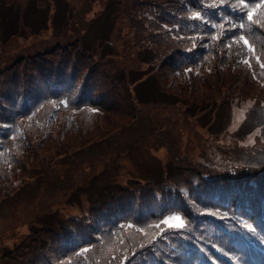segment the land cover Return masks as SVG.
Returning a JSON list of instances; mask_svg holds the SVG:
<instances>
[{"label": "trees", "instance_id": "trees-1", "mask_svg": "<svg viewBox=\"0 0 264 264\" xmlns=\"http://www.w3.org/2000/svg\"><path fill=\"white\" fill-rule=\"evenodd\" d=\"M246 2L248 8L238 0H226L222 6L219 0H132L120 31L126 29L131 41L153 56L144 62L145 69L131 71L127 82L96 62L98 56L83 38L82 19L66 30L60 43L34 47L33 54L5 55L9 64L0 66V210L43 188L52 192L72 187L69 181L59 188V179L71 177L78 184L74 187L88 185L99 173L91 161L81 167L79 156H92L108 146L111 134L132 132L139 107L152 99L182 103L185 112L200 105V112L214 113L219 105L232 109L248 101L263 111L264 9L258 5L264 2ZM253 8L256 24L247 18ZM195 12L203 19H191ZM220 24L223 29L213 27ZM58 60L62 71L55 66ZM148 84L156 91L151 98L141 93ZM122 87L125 96L120 95ZM248 119L244 127L249 132L264 126V118L250 114ZM263 152L257 149L254 156ZM65 165L66 173L59 170ZM253 166L221 173L205 165L183 169L171 163L162 180L164 175L172 179L170 171L179 169L195 181H182V186L148 181L151 209L145 199L140 202L146 207L135 209L139 194L131 185L99 200L87 217L62 218L48 209L56 221L31 231L25 245L6 251L0 264H264V157ZM88 168L89 179L75 176ZM163 191L167 193L161 197ZM192 202L202 205L203 212ZM144 209L148 224L140 216ZM173 216L184 226L162 231L161 222ZM221 219L228 223L227 235L219 229ZM193 234L203 247L176 238Z\"/></svg>", "mask_w": 264, "mask_h": 264}, {"label": "rangeland", "instance_id": "rangeland-1", "mask_svg": "<svg viewBox=\"0 0 264 264\" xmlns=\"http://www.w3.org/2000/svg\"><path fill=\"white\" fill-rule=\"evenodd\" d=\"M0 2V62H2L0 66L9 64L8 61H4L5 55L14 52L33 54L34 47L41 48L43 44L62 42L64 33L77 19H82L86 23L83 38L91 53H94L92 55L98 56L96 62L103 65L105 72L112 77L121 76L125 82L129 81L131 78L129 73L145 69L144 62L153 56L150 51L140 49V44L133 43L132 37L125 34L126 29L120 31V28L125 26L122 21L129 13L132 0H0ZM134 20L138 21L136 17ZM36 29L40 31L34 32ZM14 31L15 35H11ZM8 56L11 58L12 55ZM54 57L53 59L57 60ZM92 61L94 62V59ZM56 65L62 71L59 60L56 61ZM120 93L121 96H125L123 87ZM141 93L151 98L155 96L156 91L154 92V87L148 84L141 89ZM200 108H202L200 105L194 106L185 112V105L182 103L170 105L152 99L146 106L139 107V119L134 123L132 132L129 130L119 132L117 135L111 134L108 146L97 148L92 156L87 154L79 156L81 167L84 169L89 167L91 161L96 173H99L88 185L79 184V187H74L78 184L71 177L69 180L59 179L63 183L58 185L59 188H63L62 186L69 181L72 187L63 190L52 189V192H46L43 188L11 207L2 208L0 263L6 251L25 245L24 239L31 231L49 226V223L56 221L57 216L48 211H57L62 218L87 217L89 209L98 204L99 200H105L114 192L117 194V190L128 185L135 190L134 194H139L135 201V209L146 207L147 203V209H151L152 197L146 194L150 187L148 181H161L165 169L169 168L168 165L171 163L174 167L183 169L189 167L202 169L205 165L221 173L232 171L233 168L257 166V162L264 157V152L254 156L255 150L264 149V126L249 132L244 125L250 114H254L255 118H264V109L260 110L256 104L249 101L232 109L219 105L214 109V113L209 109L200 112ZM194 112L195 114H190ZM211 120L214 121V125L208 128ZM59 170L66 173L68 165L60 166ZM88 173L89 168L77 172L75 176L89 179ZM170 174L173 178L164 175L161 183L166 186L173 183L174 186L176 184L182 186V181H195L188 172L179 169L170 171ZM165 193L167 192L163 191L161 197ZM158 197L159 195L155 198ZM141 199L146 200V205L140 202ZM194 203L198 204L192 202L191 206L196 207L197 212H203V206H195ZM215 207L220 210V206ZM223 213L225 212L220 211L219 214ZM148 215L146 209L140 213L143 224H148L149 219H146ZM220 215L216 217L221 218ZM120 216L118 213L117 217ZM221 221L222 223L217 225L227 235L228 223L223 219ZM58 223L61 224V221ZM163 226L162 231L168 228ZM57 227L54 230L58 229ZM98 231L107 232L102 229ZM193 236L195 237L194 234L189 237L176 235V238L185 245L203 247L202 242L191 238ZM170 241L169 245L176 242L175 239Z\"/></svg>", "mask_w": 264, "mask_h": 264}, {"label": "snow or ice", "instance_id": "snow-or-ice-1", "mask_svg": "<svg viewBox=\"0 0 264 264\" xmlns=\"http://www.w3.org/2000/svg\"><path fill=\"white\" fill-rule=\"evenodd\" d=\"M226 0H219V5H225ZM238 2L244 7V8H248V4L246 2V0H238ZM258 7L264 9V3L258 5ZM256 11L255 8L251 9L250 11L247 12V18L248 20L252 23V24H256L259 21L256 20V18L254 17L253 13ZM191 19L193 20H202V14L200 12H195L192 14ZM214 28L219 27L221 29L224 28L223 24L220 25H213ZM241 28H243V25L240 26ZM213 39H220L219 36H213ZM240 41H243L244 45L247 46L249 48V51H253L251 49V47L248 45V41L244 38V36H240L239 37ZM228 47H230V45H228ZM244 63H247L250 65L248 60H245ZM261 67L264 68V64H261ZM161 223L167 225L169 228H182L184 225L181 221V218L179 216H173V217H169V218H165ZM250 231H255V229L251 226V225H246ZM129 227H131V225H129ZM157 227H159V225H157ZM139 230V229H138ZM84 251H87V249H85Z\"/></svg>", "mask_w": 264, "mask_h": 264}]
</instances>
